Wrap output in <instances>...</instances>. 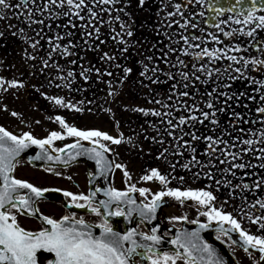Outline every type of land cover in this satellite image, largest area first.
Instances as JSON below:
<instances>
[{
	"label": "snow or ice",
	"instance_id": "6c2138e0",
	"mask_svg": "<svg viewBox=\"0 0 264 264\" xmlns=\"http://www.w3.org/2000/svg\"><path fill=\"white\" fill-rule=\"evenodd\" d=\"M120 0H45L43 9L37 8V11L48 10L50 15L54 17H76L80 21H83L79 27L82 29V36L84 37L83 43L86 49L98 51L100 44L104 43L100 39L101 26L107 23L101 13H110L111 8H104L102 5H115ZM189 3L193 0H188ZM200 5H205L207 8L215 13L216 17H219L225 13H228L227 19L221 20L219 23H214L223 36L229 38H235L237 34L244 35L252 38L253 47L259 48L260 42L256 40L258 30H264V0H195ZM27 0H25V4ZM35 3V0H32ZM141 5L144 4V0H139ZM52 6L50 9L49 6ZM95 5L99 8L92 7ZM0 6L7 9L12 7L9 4V0H0ZM17 7L22 5H16ZM187 4H176V13H168L169 16L179 14L183 17V13L179 10ZM86 13V15H84ZM200 15H204L201 11ZM31 21L32 13L31 9L26 14ZM2 18V17H0ZM121 21V17L116 15L115 17H109V21ZM232 22L236 25H240L239 28H230L225 30L221 28V24L228 25ZM37 23L43 24V21H37ZM173 23H179L173 21ZM205 23H208L206 20ZM69 24L73 28L77 27L71 20ZM191 21L184 18V23L179 24L180 27L186 28ZM193 28L197 27L196 24H191ZM121 31L117 32L114 28L112 31L115 33L113 39L120 43H125L124 34L131 37L133 32L129 25H126L121 21L119 25ZM127 29L126 33L124 30ZM23 31V30H21ZM2 35V33H0ZM74 34L71 31L65 33V36L71 37ZM211 40L218 43H222L220 38L212 33H209ZM193 39H201L200 37H192ZM50 39L51 52H49V59L52 53H58L61 56L73 55L72 49L76 47L71 39L67 41V44L60 43L64 39V36L57 35L55 39ZM181 39L188 44L189 48H200L199 44L189 43L187 36H182ZM99 41V43H96ZM39 42L37 41L32 46L35 48ZM228 46L225 45L222 48L208 49L202 48L200 51L191 53L194 58L201 59L207 56L210 61L224 58L225 50ZM189 48L183 49L185 54H189ZM241 50L240 44H236L232 51L239 52ZM126 51V49H122ZM101 60L112 61L115 59V55H110L105 51L100 56ZM151 59V57H149ZM227 59L235 61L237 63L243 62L245 68L249 63L255 67L258 71H264V59H246L241 57L239 60L234 55H227ZM70 63L75 64L76 61L72 60ZM183 64V61H179ZM44 67H49L48 60L43 61ZM58 70H62V66L55 65ZM195 67V65H193ZM204 69V65H200V70ZM97 73H100L99 68L94 69ZM158 69L153 68L155 72ZM44 68L41 69V72ZM93 71L91 67L83 69L79 75L85 80L89 79L88 73ZM131 68H125V74L130 73ZM145 71H148L147 65H145ZM215 71L219 72V69ZM237 73L242 72L240 67L235 69ZM145 73H141L144 75ZM108 75H112L108 72ZM169 77L171 73H167ZM184 79L187 80L188 73L182 74ZM208 76L212 75V72L207 73ZM74 76L72 70H68L67 76H59V79L66 80ZM99 78V77H98ZM151 79V77H149ZM199 79V77H196ZM230 79H236V77H230ZM253 83L260 85L256 91L264 89V80H256L251 78ZM51 84L52 81H49ZM60 87V85H56ZM24 87L23 81L20 80H5L0 77V90L7 91L8 88ZM175 87V86H174ZM184 88H188V84L183 85ZM225 88L229 87L227 84ZM216 92L205 93L209 99L204 101V105L209 111H205L200 108L199 105L193 104L189 106L186 102L181 101V104L193 115L186 116L181 115L178 117L179 125H189L191 128H195V124H204L208 121L213 127L211 131L216 132V127L219 124L217 113H223L228 111L229 101L235 99L233 95L228 92H220L218 95H214ZM178 96L187 97L190 95L188 91H182L177 93ZM241 95H244L243 93ZM221 97L225 99L221 100V106H217L214 100H220ZM251 100L255 97H248ZM49 100L54 101L55 105L60 107L75 108L76 106L70 102H65L63 97L52 96L48 97ZM171 99V97H169ZM260 105L255 108L256 113H259L258 119L261 122V128L258 130L257 139H244L242 143L244 145L253 146L255 143L264 144V94L260 96ZM158 102V101H157ZM6 107V106H5ZM165 107L171 108L170 105ZM78 111L80 109H77ZM199 111V117L194 113ZM110 111V110H109ZM133 111H140L156 116L167 115L172 116V111L167 113H161L150 109H133ZM12 116H20V113L13 111ZM233 120L229 121L230 124L235 125L237 122L242 121V114L240 112H231ZM54 119L61 126V131H51L45 138H37L30 131H25L20 135L14 134L4 126L0 125V264H226L223 257L217 252V250L208 241L204 240L200 235L204 229L211 228L212 222L217 224L218 235L217 240L227 238L224 242L231 244H237V239L233 238L231 233H238L239 242H242V247L245 253L249 256L253 255L250 249L255 250L259 256L257 260L253 261V264H264V216H251L249 213H243L247 216L249 221L258 225L260 235L252 234L242 227L240 220L235 218L232 213L226 212L221 208L215 206L214 202L216 196L212 191L205 190L204 188H181L170 186L171 180H179L184 182V177H172L169 174L162 173L157 168L148 169L145 174L139 177L140 181H154L159 182L161 189L153 192L148 187H137L136 183H132V175L128 171L127 166L123 163H116L114 159L109 157V154H114V149L106 142L119 145L125 137L123 133L119 136L110 135L106 131L99 129H80L74 125L69 124L63 116L57 115L55 117H49ZM23 122V121H22ZM36 123H39L37 121ZM118 123V122H117ZM168 124L172 128H177L178 125L174 124L171 119L168 120ZM182 131V130H181ZM226 130L216 135H198L196 131H188V135L191 139L185 140L183 135L177 137L182 142L183 146H186L188 151L192 153L191 159L182 165L183 168L189 169L193 164H199L200 162L196 158V147L194 142L204 140L207 143L206 153L209 156L215 152H222L218 145H228V140L224 139ZM257 135L256 133H253ZM169 136H174L175 133L169 131ZM66 137L75 138L73 143L65 144L63 148H52L54 141L63 140ZM131 142V138H127ZM155 141V137H152ZM236 139H239L237 136ZM82 141H87L86 146ZM163 143V140L160 141ZM38 146L40 152H37L35 156L28 157L29 161L34 160H46V161H59L64 165H68L71 160H75L80 156H87L90 160L95 162V171L89 172V185L90 188L87 194L74 193L71 191H63L61 189H48L35 186L26 179L18 178L15 175L17 165L20 163L21 153H23L30 146ZM230 147H237L236 144H231ZM65 149H68V157L62 159V156L53 155V151L63 154ZM75 150V151H73ZM168 149H164L160 153V156H164V152ZM253 153L256 155L255 147H243L238 152H228L227 156L231 159L220 160L221 163L228 164V167L223 169L222 172L231 173L235 177L236 173L232 169H246L249 167L255 168L257 165L251 162H236L242 159L243 153ZM259 155L256 158L262 161L258 166L264 169V147L259 149ZM183 155L181 151L179 153ZM175 167L174 165L172 166ZM209 170L204 172L194 173V178H199L201 174L207 176L209 180H212L214 184H224L226 186L235 188H242L247 190L249 188H261L264 187V177L258 183L249 185L243 181L240 184L232 185L231 181L222 176L220 180L214 178V174L211 168L215 167L212 160L209 159L207 165ZM114 169H120L124 176V188H117L113 186L110 175ZM47 171L52 172L53 169L49 167ZM55 175H61L60 172H54ZM244 175H249L245 172ZM69 179H71L69 177ZM50 191L61 192L63 196L70 198L67 200L65 206L86 209L88 213L95 215L99 218L98 223H92L85 219L83 215L78 216L76 212H71L61 216L59 219L52 218L48 215L39 214V209L36 207L38 201L45 197V193ZM139 193V196L143 199H138L133 193ZM165 198H171L174 201L179 202L181 205L185 201L191 200L197 205V212L200 216L206 217V221L201 222L199 219L191 221L198 224L197 229H179L171 239H168V233L159 232V224L152 225V221L157 219L158 210L166 204L168 201ZM227 203V201H225ZM259 205L264 208V200H257L251 207ZM203 209V210H202ZM15 210V211H13ZM243 212V209H241ZM28 214L37 216L41 221L42 226L38 230H29L23 227L17 219V214ZM113 218H122L126 221L125 228L119 230L113 223ZM170 221H187V215L183 216H169ZM133 225V226H129ZM141 225L148 228L147 231L141 229ZM149 225H152L149 227ZM228 225L230 227H225ZM174 246L172 249H165L163 245Z\"/></svg>",
	"mask_w": 264,
	"mask_h": 264
},
{
	"label": "flooded vegetation",
	"instance_id": "af4514ba",
	"mask_svg": "<svg viewBox=\"0 0 264 264\" xmlns=\"http://www.w3.org/2000/svg\"><path fill=\"white\" fill-rule=\"evenodd\" d=\"M9 4L12 7L7 9L0 6V77H3L7 80L14 79H6L5 71L9 65L6 66V54L5 50L7 47L11 46V39L14 38V46L20 47L21 45V36L28 35L33 36V33H22L21 31V23L22 20H27V17L23 15V10H26V7L29 5V0L25 4V0H9ZM176 4H187L186 8L182 7L179 11L183 13V17L179 14H174L169 16L168 13H176L177 10L174 7ZM16 5H22L17 7ZM23 6H25L23 8ZM109 6L112 11L110 12L111 17H115L119 15L121 17V21H123L126 25H129L133 35L131 37L124 34L125 43H120L118 39L114 40L113 36L115 33L112 32V43L115 45L114 54L121 56L123 59L127 56L128 59H136L133 55L134 51L132 49V44L130 40L135 36V28L138 23L141 22L143 24V69L145 70V65L149 69V57L151 53L159 54V60L161 63L160 72L162 73V77L165 76L166 72L172 71L174 72V78L170 80H162L159 81V93L158 96H155L154 91H151L150 85L151 81L144 79L140 80H127L125 83L130 85L128 89V93H138V87L142 86L143 91V108L150 109V104L153 101L158 100L159 103L163 106L162 113H166V96L175 92L176 98L171 99L170 102L173 104L174 111L172 112V117H179L181 115L191 116L192 112H189L186 108H184L181 104V101L186 102L189 106L193 104H197L200 107L204 105V101L209 99L208 96H198L197 95V81L195 79L188 78L187 80L180 78L181 64L179 60L168 62V55L172 54V49L166 48L165 41L168 38L169 29H173L176 32L182 31L183 36H187L189 38V43L191 44H199L200 48H189L188 44L183 40V47L181 46L178 49L174 48L176 53H184L183 49L189 48V54L186 55V59L184 58V69L191 73H194L195 69H200V65H204V69L216 70L219 69V72L215 71L222 75L223 80L221 81L224 85H228L229 87H224V92H228L230 95H233L235 99L229 101L228 111L223 113H217V117L222 118L224 120L223 127L220 130L225 131L224 135L228 140V145H218L219 148H222L224 152H230L233 150L238 152L243 147H255L256 155L253 153H243V160H239L238 162H251L252 164L257 165L255 168L249 167L246 169H232L233 172L236 173L235 177L231 175V173L222 172L223 169L227 167H223L221 165H217L213 170H211L214 174V178L216 180H220L222 176L226 177L231 181L232 185L240 184L242 181L244 183H248L249 185H253L254 183H258L262 177H264V169L260 168L258 165L262 162L256 158L259 155V149L264 147V144L255 143L253 146L244 145L242 141L244 139H253L254 141L257 139L258 130L261 128V122L258 119L259 113H256L255 108L260 105V96L264 94V89L260 91H256L257 88H260V85L253 83L251 78H255L256 80H264V71H256L250 63L245 68L243 62L237 63L235 61L227 59V55H234L239 60L241 57L246 59H264V30H258V34L256 36V40L260 42L259 48L253 47V40L250 37L237 34L235 38H229L223 36L222 32H220L216 27L213 26L214 23H219L221 20L227 19L228 13H225L219 17L213 16L209 12V9L205 5H200L199 3L193 2L189 3L188 0H144V4L141 5L139 0H120L119 3L115 5H102V7ZM50 7H52L50 5ZM203 11L204 15H200L199 13ZM47 18H52L49 16ZM61 21L66 23L69 21V17L62 16L60 17ZM184 18H187L191 21V24H196L197 27L193 28L191 24H189L186 28H182L179 24L184 23ZM59 19V18H58ZM208 23H205V21ZM121 21L112 20L113 28L119 32L121 31L119 25ZM173 21H178L179 23H173ZM33 23V15L30 21ZM65 23V24H66ZM150 23H156L158 25L157 33L150 31ZM10 24H13L14 32L10 31ZM135 24V25H134ZM167 24L172 25L170 28H167ZM64 27V25H63ZM221 28L225 30H229L230 28H239L240 25H236L232 22H229L228 25L221 24ZM112 28V29H113ZM127 29L124 30L126 33ZM209 33H212L220 38L222 43H218L216 41L211 40L209 37ZM61 36H65V32L60 33ZM151 35L158 39V49L155 50L151 47ZM200 37L201 39H193L192 37ZM84 37L81 35L80 42L83 44ZM236 44H240L241 50L239 52L232 51ZM227 45L228 47L225 50L224 58L216 59L215 61H210L207 56H204L201 59H196L191 55V53L200 51L202 48L207 47L208 49H219ZM178 48V47H177ZM18 49V48H15ZM122 49H126V51H122ZM181 51V52H180ZM19 51L15 54L14 57V70H20V58L18 57ZM11 63V61H9ZM195 65V67H193ZM240 67L242 72L237 73L235 69ZM190 76V75H189ZM17 77H20L17 75ZM230 77H236V79H230ZM15 80L23 81L24 87L17 88H8L7 91L0 90V125L7 128L9 131H12L16 135H20L25 131H30L37 138H45L49 132L51 131H61V128H54L53 123L47 120H33V116L37 117V114L33 113V84H40V81L31 80H22L17 78ZM188 84V88H184L183 85ZM135 86V87H134ZM175 86V87H174ZM31 92V97L29 98L26 93ZM188 91L190 93L187 97L178 96V92ZM25 93V95H22ZM244 95H241V94ZM255 97L256 99L251 100L248 97ZM225 99V97H221L220 101ZM127 101H138V98L135 96H129ZM22 103H28L30 106L31 116H29V122L25 123L22 118ZM6 106V107H5ZM205 107V106H203ZM219 107V106H218ZM15 111L20 113V116H12L11 113ZM236 111L242 114V121L237 122L235 125L229 123V121L234 118L231 115V112ZM197 117L199 116L198 112L194 113ZM45 117H52L51 113H43ZM162 118H166V115H161ZM22 118V119H21ZM52 120V119H50ZM23 121V122H22ZM39 121V123H36ZM23 125V127L21 126ZM80 129H93L92 127H78ZM99 129L101 131H106L110 135L119 136L120 133H123L125 140L119 144H111V142H106L114 149V154H109L111 159H114L116 163H123L127 166L128 171L132 175V183H136L137 187H148L153 192L159 191L161 186L159 182L154 181H140L139 177L145 174L150 167L146 165L141 160V153L137 151L132 142H129L127 138H131V141L135 139L134 136L129 135V132H143L144 135L137 137V139H145L148 137L149 132H155V129H124V128H109V129ZM192 131H196L193 129ZM256 133L257 135H254ZM159 134V139L165 141V130L161 129ZM233 135H237L239 139L233 140ZM75 138L66 137L63 140L54 141L52 148H63L65 144L73 143ZM86 146H88L87 141H82ZM231 144H236L237 147H230ZM55 152V151H54ZM246 159V160H245ZM51 167L53 169L52 172L47 171V169ZM95 162L90 160L87 156H80V159L69 163L68 165H56V164H47L43 163L40 165L31 164L27 161L25 157L20 158V163L17 165V169L15 175L18 178L26 179L30 183L35 186L48 188V189H61L63 191H71L74 193H85L87 194L90 185L89 181V172H94ZM54 172H60L61 175L57 176ZM164 173L163 170H161ZM200 172L198 164H193L190 167V176L184 177V180H190V185L181 183L179 180H171L170 186L181 187L183 188H204L205 190L212 191L216 196V200L214 202L215 206L218 208L222 207V210L226 212L232 213V215L240 220L241 225L247 231L252 234L260 235L261 232L258 230V225L253 224L249 221L247 216H244L243 213H249L251 216H264V208H261L258 204L253 208L251 207L257 200H264V187L261 188H249L244 190L242 188H235L226 186L224 184L216 185L212 180H209L207 176L203 174L200 175L199 178H194V173ZM247 172L249 175H244ZM165 174V173H164ZM69 177L71 179H69ZM124 176L123 172L120 169H114L113 173L110 175V180L113 186L117 188H124ZM63 191L55 192L50 191L45 193V197L40 199L36 205L39 209V214L48 215L52 218L59 219L61 216L65 214H69L71 212H76L78 216L83 215L86 220L92 223H98L99 218L95 215L87 212L86 209L76 208L75 206L66 207L65 204L67 200L70 198L63 196ZM132 195L136 196L138 199H143L139 196V193H133ZM168 202L164 204L161 209L158 210L157 219L152 221V225L159 224V232L168 233V239L172 238L176 234L179 229H188L193 230L199 227L198 224L192 223L191 221L199 219L201 222L206 221V217L200 216L197 212V205H195L194 201L188 200L185 201L183 205L179 202L172 200L171 198H165ZM227 201V203H225ZM243 209V212H241ZM203 210V209H202ZM15 211V210H13ZM187 215V221H170L167 219L169 216H183ZM18 222L29 230H38L42 224L41 221L37 218V216H32L28 214H17ZM114 225L119 229L123 230L126 225V221L122 218H113ZM150 225L149 227H151ZM212 227L208 229H204L201 231L200 235L204 240L208 241L213 247L217 250V252L223 257L226 264H253L254 260L258 259L259 254L250 249L253 252L252 256H249L244 252L242 247V242H239L238 233H231L232 237L237 239V244H231L229 241L225 243L224 241L227 238H222L221 240H217L216 236L218 235L217 224L215 221L212 222ZM133 226V225H129ZM225 227H230L225 225ZM141 229L147 231L148 228H145L141 225ZM166 250L171 249L164 247ZM182 264V262H181Z\"/></svg>",
	"mask_w": 264,
	"mask_h": 264
},
{
	"label": "trees",
	"instance_id": "16d2710c",
	"mask_svg": "<svg viewBox=\"0 0 264 264\" xmlns=\"http://www.w3.org/2000/svg\"><path fill=\"white\" fill-rule=\"evenodd\" d=\"M45 0H35V3H32V0H29V5L26 7V10H23V15L27 17L28 11L31 9V13L33 15V23L27 17V20H22L21 30L22 33H33V36L22 35L21 36V45L20 47L14 46V38L11 39V46L7 47L5 50L6 54V66L8 67L5 71L6 79H17L20 78L22 80H31L40 81V84H33V105L36 106L33 108V112H48L53 114V117L60 115L63 116L64 119L74 126H89L90 122L86 121L85 118L87 116H98L102 123L104 120L106 122H110L113 126H117L119 128L124 129H155L156 131L149 132L148 136L144 140L137 139L144 135L143 132H129V135L135 137L131 142L133 143L134 148L141 152L142 161L146 163V165L157 168L160 171L163 170L165 174H169L172 177H189L190 176V168L185 169L182 165L188 162L193 155L190 153L186 146L182 145V142L177 139L180 135H183L185 140L191 139L186 133L188 131H192L189 125H179L178 117L167 116L166 118H162L161 116H156L149 112L145 114L140 111H133V109L143 108V91L142 86L140 85L138 89V93L135 92L128 95V85L124 83L122 84V80L125 82L127 80H150L151 81V91H154L155 96H158L159 93V81L170 80L174 78V72L169 71L166 72L165 76L162 77V73L160 72V60L159 54L151 53L149 59V69L145 71L143 69V24L141 22L138 23L135 28V36L130 40L132 44V49L134 51L133 55L136 59L130 58L129 60H119L117 56L113 53L115 45L112 43V21H109L110 13H101L103 19L107 22L101 26L100 39L104 41V43L100 44L99 50L94 51L91 49H86L84 43L81 44L80 37L82 35V29L79 27L83 21H80L76 17L69 16V20H71L77 27L73 28L69 21L64 22L63 25L59 24L58 18L62 17H54L50 15L48 10L37 11V8L43 9ZM92 7L96 8L95 5ZM24 8V7H23ZM51 9L52 7L49 6ZM110 8L109 6L105 7ZM99 11V8H96ZM86 15V13H84ZM52 16V18H47ZM37 21H43V24L37 23ZM66 23V24H65ZM135 25V24H134ZM167 28H170L172 25L167 24ZM10 31L14 32L13 24H10ZM158 25L156 23H150V31L157 33ZM71 31L74 35L71 37L64 36V39L60 41V43L67 44V41L71 39L73 43L76 45L72 49L73 55L71 56H61L58 53L53 52L51 58L49 59V52H51V43L50 39L53 40L57 35L56 33L68 32ZM182 31L176 32L173 29H169L168 38L165 41L166 48L172 49V54L168 55V62H173L177 60L183 61L186 59V55L184 53H176L174 48L178 49L183 47V39H181ZM39 42L37 46L34 48L32 45L36 42ZM99 43V41H96ZM158 39L151 35V47L155 50L158 49ZM178 47V48H177ZM18 48V49H15ZM19 51L18 57L20 58V70H14V57L15 54ZM109 52L110 55H115V59L112 61L101 60L100 56L103 52ZM48 60L49 67H44L43 61ZM75 60L76 63H70V61ZM11 61V63L9 62ZM56 64L62 66V70H58L56 68ZM181 64V63H180ZM182 68L180 71V78L184 79L183 73H187L184 69V63L181 64ZM91 67L93 71L88 73L89 79L85 80L83 77L79 75V73L85 69ZM44 68V71L41 72V69ZM99 68L101 70L100 73H97L94 69ZM131 68L132 71L130 73L125 74L124 69ZM156 68L157 71L153 72L152 69ZM68 70H72L74 76L68 78L66 80L59 79V76H67ZM211 71L195 69L194 73L188 74L190 79H195L197 81V95L198 96H207L205 93L213 92V89L216 90L214 95H218L220 92H224V84L221 82L223 80L222 75L216 73L215 71H211L212 75L208 76L207 73ZM108 72H111L112 75H108ZM141 73H145L141 75ZM167 73H171L172 76L169 77ZM19 75L20 77H17ZM190 75V76H189ZM99 77V78H98ZM151 77V79H149ZM199 77V79H196ZM49 81H52L50 84ZM117 83L116 87L112 85ZM56 85H60L57 87ZM114 87L118 91L115 92ZM135 87V86H134ZM30 89V88H29ZM31 92L29 91L27 96L31 97ZM119 95V97H118ZM59 96L63 97L64 101L70 102L75 105V108H67L60 107L55 105L54 101L49 100L48 97ZM129 96H135L138 98V101H127ZM176 98L175 92H171L166 96L167 102L166 105H170L171 108L166 107V113L168 111H174L173 104L170 102L171 99ZM158 100L153 101L150 104V110L159 111L162 113L163 106L161 103L157 102ZM204 103V102H203ZM217 106H221L220 101H214ZM205 106V105H203ZM200 107L205 111H209L206 107ZM77 109H80L79 111ZM144 109V108H143ZM110 110V111H109ZM198 114L199 111L197 110ZM199 117V116H198ZM219 124L216 127V132L213 133L211 128L213 127L209 124L208 121H205L204 124H195L196 132L198 135H216L219 134L223 127L224 120L219 118ZM171 119L174 124L178 125L177 128H172L168 124V120ZM118 122V123H117ZM55 126H58L55 124ZM161 129L165 130V141L160 143L158 139V133ZM182 130V131H181ZM171 131L175 133L174 136H169L168 132ZM155 137V141L152 139ZM237 135H233L232 139L235 140ZM224 139L227 138L224 136ZM194 146L196 147V158L200 162L198 167L200 172L208 171L207 167H203L202 165H207L208 160L211 159L213 164L216 163L223 167H228V164L221 163L220 160L225 158L231 159V157L227 156L228 152L218 151L213 155L209 156L206 153L207 143L204 140H200L198 142H194ZM164 149H168L167 152H164V156H160V153L164 151ZM222 150V148H220ZM183 152V155H180V152ZM230 152H235L230 150ZM244 157H242L243 160ZM246 160V159H245ZM239 161V160H238ZM238 161H233L234 163ZM216 164L215 167L217 166ZM175 166L174 168L172 166ZM215 167L211 168L213 170ZM183 184L187 186L190 185V180H184Z\"/></svg>",
	"mask_w": 264,
	"mask_h": 264
},
{
	"label": "water",
	"instance_id": "95a60500",
	"mask_svg": "<svg viewBox=\"0 0 264 264\" xmlns=\"http://www.w3.org/2000/svg\"><path fill=\"white\" fill-rule=\"evenodd\" d=\"M221 2L223 3V2H225V0H221ZM73 151H75V150H73ZM37 152H40L39 147L35 146V145H32L28 149H26L23 153H21V157H25L28 160V157L35 156ZM68 152H69V150L65 149V152L63 154H61L59 152L58 153L53 152V155L62 156V159H66L68 157ZM78 159H80V157H77L75 160H71L69 163L74 162V161H76ZM29 162L32 163V164H35V165H40L42 163H47V164L52 163V164H56V165H64V164H62L59 161L34 160V161H29ZM163 247L173 248L174 246H171V245H168L167 243H165L163 245Z\"/></svg>",
	"mask_w": 264,
	"mask_h": 264
},
{
	"label": "rangeland",
	"instance_id": "374dc122",
	"mask_svg": "<svg viewBox=\"0 0 264 264\" xmlns=\"http://www.w3.org/2000/svg\"><path fill=\"white\" fill-rule=\"evenodd\" d=\"M28 112L29 111H22L23 115H22V118H27L28 117ZM21 118V119H22ZM43 118L39 119V120H42ZM86 121H89L90 124L88 127H92V128H100V129H109V128H114V126H112L110 124V122H106L104 120V122L102 123V120H100V118L98 116H94V117H91V116H87L85 118ZM25 123H27L26 120H23ZM102 123V124H101ZM23 127V125H21Z\"/></svg>",
	"mask_w": 264,
	"mask_h": 264
}]
</instances>
